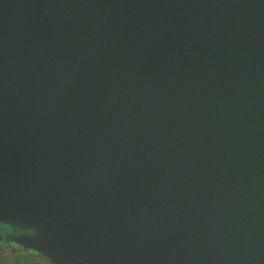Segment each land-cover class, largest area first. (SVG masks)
Wrapping results in <instances>:
<instances>
[{
  "label": "water",
  "instance_id": "obj_1",
  "mask_svg": "<svg viewBox=\"0 0 264 264\" xmlns=\"http://www.w3.org/2000/svg\"><path fill=\"white\" fill-rule=\"evenodd\" d=\"M69 1L0 0V220L56 263L264 264V0H124L96 44Z\"/></svg>",
  "mask_w": 264,
  "mask_h": 264
},
{
  "label": "flooded vegetation",
  "instance_id": "obj_2",
  "mask_svg": "<svg viewBox=\"0 0 264 264\" xmlns=\"http://www.w3.org/2000/svg\"><path fill=\"white\" fill-rule=\"evenodd\" d=\"M124 0H71L58 11L56 27L61 43L67 42L70 27L76 32V40L82 44H96L108 38L110 30L120 26L117 42L126 40L122 32V14L126 13ZM69 8H67L66 5ZM137 12V10H135ZM74 21V23H73ZM72 23L70 26L69 24ZM74 24V25H73ZM104 35V36H103ZM104 40V41H106ZM30 237L43 239L42 233L33 226L0 220V264H91L84 259H67L62 263L52 261L43 252L30 246Z\"/></svg>",
  "mask_w": 264,
  "mask_h": 264
}]
</instances>
